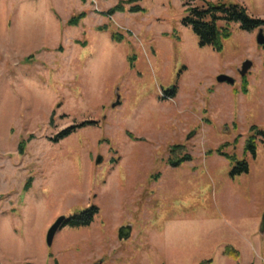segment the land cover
<instances>
[{
	"label": "rangeland",
	"instance_id": "1",
	"mask_svg": "<svg viewBox=\"0 0 264 264\" xmlns=\"http://www.w3.org/2000/svg\"><path fill=\"white\" fill-rule=\"evenodd\" d=\"M128 1L0 0V264H264V138L245 151L264 130V46L230 24L215 52L181 23L208 2L264 20V0ZM175 145L191 157L178 167Z\"/></svg>",
	"mask_w": 264,
	"mask_h": 264
},
{
	"label": "trees",
	"instance_id": "2",
	"mask_svg": "<svg viewBox=\"0 0 264 264\" xmlns=\"http://www.w3.org/2000/svg\"><path fill=\"white\" fill-rule=\"evenodd\" d=\"M137 0H129L126 4L135 3ZM123 3H121L122 5ZM120 6L109 11V14L114 13L115 10H120ZM130 12L144 13L139 6L130 8ZM84 17V14H80L76 17L69 19L68 24L76 26L80 20ZM223 26H219V23ZM181 23L185 27H190L193 34L198 38V44L200 47H211L213 51L220 52L223 48V41L231 36L230 24H236L238 28L245 32H250L264 26V20L255 19L250 17L246 9L239 4L232 2H208L205 7H188L185 10V15L181 19ZM118 39H120L118 37ZM245 91V90H244ZM174 90H170L166 93V96L173 97ZM96 122L86 121L79 125H73L65 128L55 135L54 142H57L68 135H70L76 129L85 125H95ZM258 136L264 138V130H259L256 127L250 128V135L247 139L245 151L251 155H255V142ZM23 147V142L20 143L19 148ZM183 145H175L169 150L168 163L172 167H178L181 164L189 161L191 157L188 154L183 153ZM231 163L234 162L233 156L222 154ZM238 167L234 168L238 174L247 173L249 166L245 160L237 162ZM24 189H28V184L24 186ZM98 214V208L94 205L89 206L79 214L69 216L65 219L63 226L71 225L73 227L89 226L94 219V216ZM62 226V227H63Z\"/></svg>",
	"mask_w": 264,
	"mask_h": 264
},
{
	"label": "water",
	"instance_id": "3",
	"mask_svg": "<svg viewBox=\"0 0 264 264\" xmlns=\"http://www.w3.org/2000/svg\"><path fill=\"white\" fill-rule=\"evenodd\" d=\"M256 44L259 46H264V34H263V29L262 27L258 29V33L256 35ZM252 67V62L250 60H245L242 64L240 69L238 70L239 76L244 77L249 70ZM216 82L221 84V83H227L230 85L234 84L233 78L227 76V75H219L216 78ZM119 105V96L117 95V100L114 104H112V107L118 106ZM101 162V158L98 157L95 161L96 164H99ZM66 217L65 216H60L58 217L55 222L50 226V228L46 232V237H45V243L47 247H51L54 241V237L58 230L63 226L65 222ZM264 230V219L262 220L261 224V230L260 232L262 233ZM130 231L131 227L128 226H122L118 230V239L119 240H127L130 236Z\"/></svg>",
	"mask_w": 264,
	"mask_h": 264
}]
</instances>
